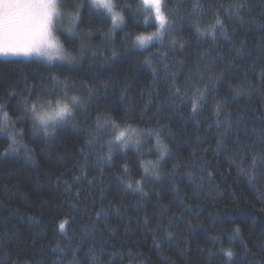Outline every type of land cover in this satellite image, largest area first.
<instances>
[{"label": "trees", "instance_id": "trees-1", "mask_svg": "<svg viewBox=\"0 0 264 264\" xmlns=\"http://www.w3.org/2000/svg\"><path fill=\"white\" fill-rule=\"evenodd\" d=\"M59 2L73 63L0 58V264H264V0H164L168 24L145 48L135 37L157 25L139 0H113L114 33L89 0ZM216 16L222 29L196 31ZM72 96L45 136L30 105ZM127 126L139 144L115 141Z\"/></svg>", "mask_w": 264, "mask_h": 264}, {"label": "snow or ice", "instance_id": "snow-or-ice-1", "mask_svg": "<svg viewBox=\"0 0 264 264\" xmlns=\"http://www.w3.org/2000/svg\"><path fill=\"white\" fill-rule=\"evenodd\" d=\"M145 6L151 4L154 12L155 18L159 22L160 28L164 29L168 24V18L165 14V2L164 0H143ZM90 3L93 7L98 8L99 6H104L108 9V12L111 13L113 29L110 30L111 33H114L115 28L120 26V23H123L124 17L119 12H113L112 9L114 7L113 0H106L103 5H98L96 0H90ZM243 5L233 3L228 8H225V11L228 12L231 9H236L237 14L239 8ZM125 7H130L126 5ZM202 5L199 3V0H194L193 3V11L200 9ZM224 7V5H221ZM61 4L59 0H0V56H14V57H30L32 55L43 56L46 57L48 61H51V57H47L44 53L43 49L48 41L49 36L51 35L54 26L59 24L62 19L61 13ZM150 13H145V23L148 22ZM78 17H74L75 20ZM120 21L118 23L117 21ZM219 26L221 29L223 28V24L219 16H216L215 23L212 24L208 29L202 31L199 27H197L196 31L200 32L201 35L205 34V31L208 35H213V29ZM75 27V24H74ZM70 34L75 35L74 29L69 30ZM155 35H160V29H157ZM137 40L141 42V46L143 47V37H137ZM175 43V41L173 42ZM183 45H181L182 47ZM115 54V53H114ZM60 60H67L69 63H73L75 58L60 56ZM262 76H264V72H262ZM55 80V77H53ZM211 79V78H210ZM64 84L65 95L67 96V87L68 85L64 82H60ZM177 92L180 91L179 87H177ZM199 95L193 96L192 100V109L195 112L198 108L199 101L204 99L203 90H198ZM238 91V90H237ZM11 95V93H9ZM49 103V108L46 110L43 108V105L40 104L39 98L35 102L30 105V111L32 118L38 123L44 130V135H49L50 128L54 127L57 121H65L66 118H71L73 115V108L75 106L80 105V97L72 96L71 104L69 103H61L57 101L55 108L51 107V101ZM23 105L25 111L29 110L28 101L24 100ZM3 109V105H0V110ZM55 113V116H53ZM4 121L3 125H0V132H5L7 129V121L9 119L8 113L4 112ZM219 115V112H217ZM217 124L220 123L219 120L216 121ZM103 125H111L113 129L119 127L114 121L110 118H105L103 122L97 120V128H101ZM137 134V130L131 128V126H127L124 129L120 130L118 134L115 136L116 142H121V146L127 145L129 143L139 144V140H133V136ZM157 133V137H158ZM9 139L11 140V144L9 148H12V145L16 143L15 137L9 133ZM221 143L218 141V144ZM157 146L160 149V158H163L165 153H167L168 149L165 145L161 144L159 138H157ZM15 151L14 148H12ZM111 151V148H110ZM256 157H253V166L255 164ZM234 162V161H233ZM148 164H153L152 161H148ZM125 171H127V167H125ZM145 173L149 171L148 167L144 168ZM240 172L244 175L248 174V171L243 167L240 168ZM155 175L156 173L153 172ZM79 180V177H76ZM133 185L131 183L128 184V188H132ZM136 191H141L140 182H136ZM99 216L100 213L98 212ZM68 222L63 221L59 224V229L61 232L65 231V226ZM239 228L235 230V234H239ZM159 247V245H157ZM225 256L231 259L234 255V252L231 249H221Z\"/></svg>", "mask_w": 264, "mask_h": 264}, {"label": "clouds", "instance_id": "clouds-1", "mask_svg": "<svg viewBox=\"0 0 264 264\" xmlns=\"http://www.w3.org/2000/svg\"><path fill=\"white\" fill-rule=\"evenodd\" d=\"M96 2L98 5H103L106 2V0H96ZM139 3H140V5H141V7L145 13H150L149 18L150 19L154 18V21H155L156 25L158 26L157 29H160V35H161L163 29L160 28L159 22L155 18V12H154L151 4L145 6L143 0H139ZM98 9H103L110 16L112 15L111 13L108 12V9L104 6H99ZM112 11L117 12L114 10V7H113ZM111 20H112V18H111ZM117 22L120 23L119 20ZM121 24L122 23H120V25ZM156 32H157V30L154 32H151V33L138 34L135 37V43L138 46L142 47L141 42L139 40H137V37H143L144 38L143 47L147 46L149 44V42L153 41L155 38L160 36V35L159 36L155 35ZM43 51L47 57H51V61L59 59L60 56H62V55L65 56L63 53V44L59 40V38L55 35L54 31H52L51 35L49 36L48 41H47ZM53 116H55V113H53Z\"/></svg>", "mask_w": 264, "mask_h": 264}, {"label": "rangeland", "instance_id": "rangeland-1", "mask_svg": "<svg viewBox=\"0 0 264 264\" xmlns=\"http://www.w3.org/2000/svg\"><path fill=\"white\" fill-rule=\"evenodd\" d=\"M89 3H90V0H89ZM91 4V3H90ZM61 10V9H60ZM101 10H103V9H101ZM103 11H105V10H103ZM61 13H62V19L60 20V22H59V24H57V25H55L54 26V29H53V31H54V33H55V35L58 37V35H57V33H56V28L59 26L61 29H64L65 31L66 30H68L67 29V23H66V16H65V13L61 10ZM110 16V15H109ZM111 17V16H110ZM153 20H154V18H153ZM123 26V23L119 26V27H117L116 29H118V28H121ZM114 27V26H113ZM157 28H158V26H157ZM163 31V30H162ZM59 38V37H58ZM158 38V37H157ZM157 38H155L153 41H151V42H149V44L147 45V46H149L150 44H152ZM60 40V39H59ZM135 45L137 46V47H139V48H145V47H147V46H144V47H140V46H138L136 43H135ZM0 58H5L4 56H0ZM6 58H23V59H29V58H42V59H44V60H46V61H48L47 60V58L46 57H43V56H36V55H32V56H30V57H14V56H7ZM54 61H63V60H60V59H57V60H53V61H48V62H54ZM55 106H56V104L55 105H53V106H51L52 108H55ZM49 108V106H47V107H45L44 109H48ZM136 139H139V135L138 134H136V135H134L133 136V140H136Z\"/></svg>", "mask_w": 264, "mask_h": 264}]
</instances>
